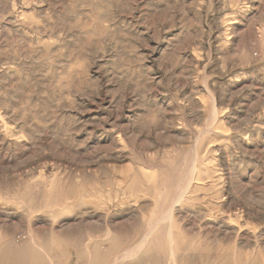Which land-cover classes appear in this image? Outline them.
I'll return each instance as SVG.
<instances>
[{
  "label": "rangeland",
  "instance_id": "374dc122",
  "mask_svg": "<svg viewBox=\"0 0 264 264\" xmlns=\"http://www.w3.org/2000/svg\"><path fill=\"white\" fill-rule=\"evenodd\" d=\"M0 264H264V0H0Z\"/></svg>",
  "mask_w": 264,
  "mask_h": 264
}]
</instances>
